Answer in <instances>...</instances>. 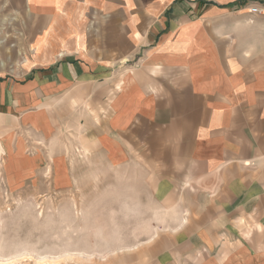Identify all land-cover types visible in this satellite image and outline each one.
<instances>
[{"label":"crops","instance_id":"0c3cea01","mask_svg":"<svg viewBox=\"0 0 264 264\" xmlns=\"http://www.w3.org/2000/svg\"><path fill=\"white\" fill-rule=\"evenodd\" d=\"M251 4L264 8L0 0V183H31L28 150L54 135L106 167L138 155L187 205L185 236L156 247L264 264V12ZM53 166L70 182L63 158Z\"/></svg>","mask_w":264,"mask_h":264},{"label":"rangeland","instance_id":"374dc122","mask_svg":"<svg viewBox=\"0 0 264 264\" xmlns=\"http://www.w3.org/2000/svg\"><path fill=\"white\" fill-rule=\"evenodd\" d=\"M51 137L28 150L39 159L31 183H0V264H190L204 251L156 247L185 236L187 205L174 199L179 186L172 194L151 183L153 170L140 169L138 155L106 167ZM59 157L70 182L55 173Z\"/></svg>","mask_w":264,"mask_h":264},{"label":"built area","instance_id":"2783aa9c","mask_svg":"<svg viewBox=\"0 0 264 264\" xmlns=\"http://www.w3.org/2000/svg\"><path fill=\"white\" fill-rule=\"evenodd\" d=\"M263 9H264L263 7H261V6L257 5V4H251L249 6V12L253 13V14L254 13H263L264 12Z\"/></svg>","mask_w":264,"mask_h":264},{"label":"bare ground","instance_id":"6f19581e","mask_svg":"<svg viewBox=\"0 0 264 264\" xmlns=\"http://www.w3.org/2000/svg\"><path fill=\"white\" fill-rule=\"evenodd\" d=\"M2 263H5L6 262V259H1L0 260Z\"/></svg>","mask_w":264,"mask_h":264}]
</instances>
